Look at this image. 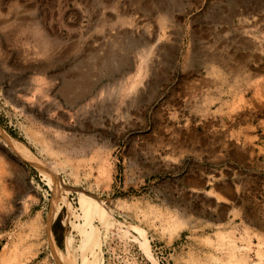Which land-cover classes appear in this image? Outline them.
<instances>
[{
    "label": "rangeland",
    "instance_id": "rangeland-1",
    "mask_svg": "<svg viewBox=\"0 0 264 264\" xmlns=\"http://www.w3.org/2000/svg\"><path fill=\"white\" fill-rule=\"evenodd\" d=\"M172 1L0 0V264H264V26Z\"/></svg>",
    "mask_w": 264,
    "mask_h": 264
},
{
    "label": "crops",
    "instance_id": "crops-1",
    "mask_svg": "<svg viewBox=\"0 0 264 264\" xmlns=\"http://www.w3.org/2000/svg\"><path fill=\"white\" fill-rule=\"evenodd\" d=\"M142 2V1H141ZM232 5V6H231ZM231 6L232 11L228 13L227 11L229 10V7ZM138 7V6H137ZM209 7L211 9V13H213V10H219L217 12V16L211 17L208 22L210 24H249V25H256V26H264V0H209ZM223 10H226V15L223 16ZM232 17H230V15ZM144 23H151L153 21L150 17H144L142 18ZM163 23V22H162ZM168 23V20L167 22ZM144 41V38L139 39V45L141 43V47L143 46L144 43L140 42ZM138 45V46H139ZM144 47H148V40H145V45ZM209 48H212V45H209ZM250 61H244L242 62L241 59L234 60V56L230 55L228 53L221 54L210 51L209 54H204L203 56L197 57L194 54V59L197 62L200 61V65L202 66V61L204 63L205 67V72H217V73H228V72H234L235 71V66H242V64L246 63V66H251L253 69H249L250 71L256 70L257 65L263 61L264 59V54L258 55V54H251L249 56ZM261 58V60H260ZM237 62V64H236ZM195 64V63H194ZM196 65V64H195ZM199 66V69H196V66L193 67V72H201L203 69L202 67ZM191 67V66H189ZM246 71V69H243ZM258 70V69H257ZM256 73V71H254ZM201 80V77L198 78ZM201 85L193 91V96L197 97L199 95L198 91H201ZM201 96V95H199ZM221 102L220 107L216 108V112L222 111V108L224 105Z\"/></svg>",
    "mask_w": 264,
    "mask_h": 264
},
{
    "label": "bare ground",
    "instance_id": "bare-ground-1",
    "mask_svg": "<svg viewBox=\"0 0 264 264\" xmlns=\"http://www.w3.org/2000/svg\"><path fill=\"white\" fill-rule=\"evenodd\" d=\"M160 1H161V0H160ZM167 1H168V0H167ZM173 1H174V0H173ZM173 1H172V2H173ZM175 1H176V0H175ZM182 1H184V0H182ZM160 3H161V2H160ZM153 4H154V3H153ZM171 4L173 5V3H171ZM179 4H180V3H179ZM179 4H178V5H179ZM182 4H183V3H182ZM158 5H159V4H158ZM166 5H167V2H166ZM159 8H160V7H159ZM162 8H163V7H162ZM162 8H160L159 10H161ZM170 8H171V7H170ZM170 8H168V10H170ZM163 9H165V8H163ZM166 10H167V9H166ZM170 12H171V11H170ZM159 13H160V12H159ZM161 13H162V12H161ZM155 14H156V13H155ZM155 16H156V15H155ZM159 16H160V15H159ZM119 18H120V17H119ZM163 18H164V17H163ZM122 19H123V18H122ZM116 20H118V18H117ZM161 20H163V19H161ZM121 21H123V20H121ZM121 21H120V22H121ZM125 21H126V20H125ZM114 22H115V21H114ZM116 22H117V21H116ZM118 22H119V20H118ZM117 24H119V23H117ZM123 25H124V24H123ZM120 30H121V29H120ZM36 31L38 32V30H36ZM36 31H35V33H36ZM118 32H119V31H118ZM122 32H124V31L122 30ZM116 33H117V32H116ZM37 34H38V33H37ZM125 34H126V33H125ZM123 35H124V34H123ZM118 36H120V35H118ZM118 36H117V38H119ZM120 37H121V36H120ZM131 37H132V36H131ZM42 38H43V37H42ZM42 38H41V39H42ZM45 38H47V37H45ZM45 38H44V39H45ZM113 38H114V36H113ZM117 38H115V39H117ZM122 38H124V36H122ZM137 39H138V38H137ZM46 40H47V39H46ZM127 40H129V39H127ZM130 40H131V39H130ZM130 40H129V41H130ZM134 40H135V39H134ZM134 40H133V41H134ZM138 40H139V39H138ZM138 40H137V41H138ZM41 41H44V40H41ZM117 41L119 42V40H117ZM117 41H116V44H118ZM124 41H125V40H123V42H124ZM129 41L126 42V43H129ZM135 42H136V40H135ZM140 42H142V40H140ZM41 43H42V42H41ZM49 43H50V42H49ZM45 44H46V43H45ZM131 44H132V43H131ZM43 45H44V44H43ZM43 45H42V46H43ZM47 45H48V44H47ZM47 45H46V46H47ZM118 45H119V44H118ZM134 45H135V43H134ZM134 45H133V46H134ZM140 45H141V43H140ZM140 45H139V46H140ZM115 46H116V45H115ZM123 46H124V49H125V45H123ZM128 46H129V45H128ZM131 46H132V45H131ZM131 46H129V47H131ZM133 46H132V48H133ZM139 46H138V47H139ZM107 48H108V47H107ZM114 48H115V47H114ZM119 48H121V47H119ZM122 48H123V47H122ZM136 48H137V47H136ZM105 49H106V48H105ZM108 50H109V51L111 50V52H112V49H109V48H108ZM114 50H115V49H114ZM116 50H117V49H116ZM148 50H149V49H148ZM106 51H107V49H106ZM94 53H95V52H94ZM94 53H93V55H95ZM108 53H109V52H108ZM112 53H117V51H116V52L113 51ZM104 54H106L105 51H104ZM110 54H111V53H110ZM110 54H109V55H110ZM119 54H120V53H119ZM91 55H92V54H91ZM112 55H113L114 57H119V58H120V56H118V55H117V56H115L114 54H112ZM102 56H103V55H102ZM107 56H108V55H107ZM103 57L105 58V55H104ZM145 57H146V56H145ZM104 58L101 57V61H102V59H104ZM126 58H127V57H126ZM97 59H98V58H97ZM110 60H111V59H110ZM103 61H104V60H103ZM126 61H127V60H126ZM107 62H108V60H107ZM146 63H147V62H146ZM96 64L99 65V66L101 67L100 62H99V63L96 62ZM102 64H104V63H102ZM107 64H108V63H107ZM120 64H121V63H120ZM122 65H123V64H122ZM106 66H107V65H106ZM110 66H111V65H110ZM105 68H106V67H105ZM107 68H108V67H107ZM103 69H104V68H103ZM85 70L88 71V69H85ZM80 71H81V70H79V72H80ZM89 71H90V69H89ZM97 71L99 72V69H98ZM100 71H101V70H100ZM73 72H74V71H73ZM73 72H72V74H73ZM76 72H77V71H76ZM76 72H75V75L78 76L79 73L77 74ZM81 72H82V73L79 74V75H80V76H79L80 78H79V77L77 78V76H76V79H75V76L72 75L73 77H72V76H71V77L74 78V79H68L67 82H66L65 84L63 83L64 85L62 84L63 86L61 85V86H62L61 89L63 88V89H62V90H63L62 94L64 93V91L69 92L70 90H72V89L74 90L75 88H78V87H79L78 90L76 89L77 92H75L77 95L75 94V96H74V97H77L82 91H85L86 88L89 89L90 85H92V84H90V80H91V79H90V76H91V75H90V72H88V74H87V72H86V73L83 72V71H81ZM110 72H111V71H110ZM96 73H97V72H96ZM95 75H97V74H95ZM98 75H99V74H98ZM67 77H68V76L64 77V79L67 78ZM88 85H89V86H88ZM76 90H75V91H76ZM86 90H87V89H86ZM78 91H79V92H78ZM87 91H89V90H87ZM73 92H74V91H73ZM65 93H66V92H65ZM71 93H72V92H71ZM85 94H86V93H85ZM66 95H67V94H66ZM68 96H70V95H68ZM68 96H67V98H69ZM82 96H83V95H82ZM71 97H73V96H71ZM130 97H131V95H130ZM137 97H138V96H137ZM78 98H79V96H78ZM73 99H76V98H73ZM133 101H134V100H133ZM13 142H14V141H13ZM26 149H27V148H26ZM27 150H28V149H27ZM24 154H25V153H24ZM79 192H80L81 197H82V200H83V202H82V207H83V208H85V206H87V204L90 205V206H91V205L96 206V205H95V204H96L95 201H93L92 199H90V197H89L86 193H84L83 191H79ZM96 207H98V205H97ZM84 211H85V210H84ZM82 232H83V238H84L85 240L88 239V238H90V237L92 236L90 230L87 231L86 229H83ZM83 264H84V263H83Z\"/></svg>",
    "mask_w": 264,
    "mask_h": 264
}]
</instances>
